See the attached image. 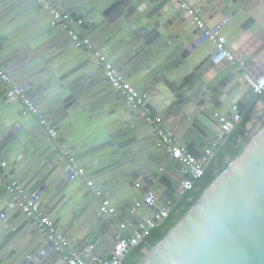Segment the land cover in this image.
<instances>
[{
    "label": "water",
    "instance_id": "1",
    "mask_svg": "<svg viewBox=\"0 0 264 264\" xmlns=\"http://www.w3.org/2000/svg\"><path fill=\"white\" fill-rule=\"evenodd\" d=\"M54 1L84 19L99 53L197 159L220 134L215 114L231 117L235 106L254 95L248 88V94L236 100L243 70L231 61L214 64L215 45L202 36V29L188 31L186 24H176L170 30L188 12L177 0ZM185 1L202 12L208 28L224 34L231 24L228 38L241 28L244 42L263 41L252 55H242L246 70L263 60L264 14H256L255 0H221L223 27L203 12L206 4ZM51 17L46 4L37 0H0V65H8L10 77H20L36 96L35 105L48 126L61 122L63 130L57 129L56 138L63 143L50 137L49 128L26 112L23 102L8 97L0 80V157L7 160L6 171H17L15 179L21 184L28 178L40 195L52 174H65L48 184L57 193L53 208H59L54 213L68 211L60 224L68 225L63 233L90 263L108 258L100 251L103 246L112 250L110 229L130 222L124 235L129 237L147 218L175 202L185 171L171 150L159 145L147 118H140L109 83L104 65L77 47L65 28L52 26ZM73 29L82 35L83 28ZM213 66L222 71H213ZM85 122L99 134L86 135ZM263 144L264 136L233 159L139 264H264ZM151 184L157 194L152 204L146 191ZM104 203L115 213L124 211L127 218L116 217L109 229L110 219L103 220L107 214L101 212ZM16 207L6 185L0 190V264H68L50 242L53 251L39 261L46 241L43 235L34 241L38 229H27L31 235L26 236L23 227L6 225L9 217L2 222ZM27 223L34 226L30 218L21 224Z\"/></svg>",
    "mask_w": 264,
    "mask_h": 264
},
{
    "label": "built area",
    "instance_id": "2",
    "mask_svg": "<svg viewBox=\"0 0 264 264\" xmlns=\"http://www.w3.org/2000/svg\"><path fill=\"white\" fill-rule=\"evenodd\" d=\"M177 1L182 7L187 8L188 13L194 17L197 26L204 31L202 36L214 43L215 48L212 57L214 64H219L224 60L237 64V67L243 70L242 76L244 78V83L253 91V94L263 95L264 65L252 68V71L246 70L242 56H238L230 50L228 38L224 34H220L217 30L208 28L200 12L189 7L185 0ZM37 2L46 4L48 13L52 16V26H61L65 28L72 35V39L77 47L82 48L95 62L104 65L107 70L108 81L114 88L121 91L126 98L128 106L135 109L140 118H147L153 125L155 135L160 141L159 145L166 146L172 152L171 157L178 159V161L184 165L183 169L185 171V176L176 190L175 202L167 203L154 217L147 218L146 222L140 224L129 237H125L123 232L128 225L130 226V222L129 224H120L119 229L116 230L114 245L108 258H94L89 263V261L82 257L81 253L73 249L66 235L58 228L49 214L44 210L41 205L39 191L27 192L22 184L6 171V163H1L2 172L6 178L5 181L10 190L14 193L15 202L20 211L33 221L34 226L38 229L40 234L43 235L48 242L52 243L54 250L60 251L63 254L68 264H123L128 253L145 242L151 235L152 230L163 224L169 218L176 204L189 192L195 189L197 181L205 175L206 168L214 159L216 153L226 143L229 136L242 121L243 113L238 106L234 107L236 113L231 115V117L220 116L216 113L215 117L220 125V134L212 141L210 147L204 151L202 158L197 159L189 155L171 129L162 125L161 120L151 114L150 109L146 105L145 98L140 96L136 88L127 82L123 73L106 61V58L99 53L89 37L74 31L73 26L78 25L81 27L84 25V19L70 15L61 4L54 0H37ZM0 80L6 86L7 96L10 98L16 97L23 102L26 112L35 115L42 125L49 128L48 132L50 137L56 139L58 145H62L63 141L56 138L58 130L54 126L52 128L48 126V120L35 105V101L31 97L28 88L23 84L15 82L8 74L7 69L2 65H0ZM156 198L157 194L150 190L147 195V201L152 204ZM101 212L112 216L115 214V209L108 207L107 204L104 203L101 207Z\"/></svg>",
    "mask_w": 264,
    "mask_h": 264
},
{
    "label": "crops",
    "instance_id": "3",
    "mask_svg": "<svg viewBox=\"0 0 264 264\" xmlns=\"http://www.w3.org/2000/svg\"><path fill=\"white\" fill-rule=\"evenodd\" d=\"M254 5H255V8L254 10H256V14L257 15H260V14H264V12H262V10L264 9L263 7V3L264 1L262 0H255L254 1ZM194 4L195 5H198V4H206V7L204 9V13H206V15L211 19L212 22L214 23H218V22H221L222 21V13H221V6L223 7V3L221 0H194ZM190 7V6H189ZM166 8V6L164 7ZM167 8H170V7H167ZM167 10V9H166ZM188 11V10H187ZM261 11V12H260ZM166 13V11H165ZM202 12H200L201 14ZM252 15H253V12H252ZM254 17H255V14H254ZM256 19H258L257 17H255ZM226 20V19H225ZM176 24H179V26H182L183 24H186V29L189 31L190 29L192 30H195V28H197V23L194 19V17L192 15H190L188 12H186L185 14L182 15V17L180 19H178V21L171 25L170 27V30L171 31H174L175 28H177ZM223 24H226L225 21L221 22L218 24L219 27H223ZM233 25L231 24H228V27H226L227 31H225L224 35L228 38V35H227V32L229 30H231ZM81 28H83V33L82 35H85L87 37L90 38V35L86 26L85 25H82ZM234 29V28H233ZM244 35H245V32L241 29V28H238L237 30L234 31L233 35H231L229 38H228V45H229V48L231 51H233L236 55L238 56H242L244 54H246V56H250L252 55L256 50H258V48L263 44V41L259 38V40H257V42H252V41H248V42H244ZM205 48H208L209 49V46L208 44H205ZM263 60H264V57H263ZM262 60V61H263ZM258 62V63H255L254 66L252 68H255V67H261L262 65L261 62ZM2 66H4L6 69L9 70V66L6 65V64H2ZM214 68L213 71H222L221 68H216L215 66H213ZM252 68L249 70V71H252ZM11 78L21 84L22 82V79L20 77H16L14 75L11 76ZM110 83V82H109ZM114 88V87H113ZM31 94V93H30ZM246 94H248V86H243L242 87V91L241 92H238V97L236 100H239L240 98H244V96H246ZM31 97L36 100V96L32 95L31 94ZM261 99H264V94L263 95H253L246 104H244L243 106L242 105H237L243 115H246L247 111H249V109H251L252 111L250 112V117L251 115L255 112L256 115L259 114V112L261 111L262 108H264V101L261 100ZM233 110V109H232ZM232 110H229L228 113H230ZM253 120L252 117L251 119L249 120L250 122L246 124V129L247 131L249 130L250 126H251V123H253ZM252 121V122H251ZM53 126L58 129L59 131H62L63 129H60V125H61V122L56 120L54 121L53 123ZM253 125V124H252ZM89 131L86 135L88 136H91V135H97L99 134L100 131H96L95 129L93 128H90V123L89 122H85L84 126L82 127V131ZM104 130V129H103ZM105 132V130H104ZM248 134V133H247ZM241 140L243 141V137H239L238 139V143L240 144L241 143ZM1 156V155H0ZM4 160V161H3ZM2 160V157H0V165L2 162H7L6 159H3ZM0 170L2 171V167L0 166ZM8 171H10V173L12 174V176L15 178V176H17V171H11L9 168H8ZM63 175L65 176L64 173H60L58 176L57 174L55 173L54 175L52 174L51 175V180L48 179L46 181V184L47 186L42 190V193H41V197H40V201H41V205L42 207L44 208V210L49 214V216L52 218V220L55 222V224L58 226V228L62 231V232H66L65 230H68V225L66 227V225L64 227H61V222L63 221L64 217H66V214H68V211H66L64 213V215H55V210L59 208V206H57L56 208H53L54 204L55 203V196L57 195L56 192L53 191V189H48L50 182H54L57 179H59L60 177L63 178ZM6 178L3 174V172H0V190L1 191H5V188H6V182H5ZM28 181V178H25L24 181H22V186L25 188V190L27 192H34L36 191V187L37 185H33V182H29L27 183ZM149 188L146 189V191H150L151 188H153V184H151L150 186H148ZM69 210V209H68ZM116 211H117V208H116ZM124 214V216H123ZM118 216H122L123 220H125L127 218V215L124 213V211H117V213H115L114 215L112 216H109V215H104L103 216V220L109 218L110 219V222L109 224L107 225H110V226H107L109 229L112 228L114 226V224L116 223V217ZM9 217L8 219V222H6V225L8 226H17V227H23V230L27 231H31L32 229H36L35 226H32L30 224H26V225H22L21 223L23 221H25V219H27V217L25 215L22 214V212L20 211L19 207H16L13 209L12 213L10 215H5L4 217H2V222L4 220H6L7 218ZM56 218H58L56 220ZM17 222V224H16ZM125 222V221H124ZM108 223V222H107ZM126 224H129V222H126ZM119 226H120V223L118 224L117 228L115 230L110 229V231L112 232L111 234H114V237L113 239H111V241H109L110 243L114 240H115V234H116V230L119 229ZM28 229V230H27ZM127 230H130V226L128 225L127 228L125 229V231L123 232V234L125 235ZM69 234L70 231H67ZM40 232L37 231V236H34L33 239H35L34 241H36L37 239H40L41 237V234H39ZM66 234V233H65ZM31 235V233H27L26 236H29ZM45 239V238H44ZM46 241V244L42 247V251H41V256L39 257V261L41 260L42 256L44 257L45 255L51 253L53 251V248L51 246V244H49V242L45 239ZM107 245V244H106ZM102 250L100 251L101 253H103L104 255L108 254V256L110 255V252H109V249L106 247V246H103L101 248Z\"/></svg>",
    "mask_w": 264,
    "mask_h": 264
},
{
    "label": "trees",
    "instance_id": "4",
    "mask_svg": "<svg viewBox=\"0 0 264 264\" xmlns=\"http://www.w3.org/2000/svg\"><path fill=\"white\" fill-rule=\"evenodd\" d=\"M250 112L251 109L246 113V115H243L242 121L239 123L237 128L234 130V132L229 136L226 143L220 148V150L216 153L214 159L211 161V163L208 165L205 171V175L197 181L196 187L194 190L189 192L183 199L179 201L176 205V208H180L179 214L185 213V211L192 206L193 200L191 202H187V198H195L194 200L198 199V196H200L201 193L206 189V187L211 183V181L215 178L216 172L221 171L226 168L227 164V158L234 159L241 151H240V144L238 143L239 137H243V139L246 138V135L248 133L246 129V124L250 120ZM198 190V191H197ZM177 211V210H176ZM177 214L172 213L163 224L158 226L157 228L152 230L151 235L147 238L145 242L140 244L138 247L132 249L126 258L124 259L123 264H131V257H137L138 255L140 259L144 256L143 253L140 251L142 250V247L144 245L146 246H154L161 238H163L172 228L175 221L173 219L178 217H175ZM139 257H137L136 261L133 264H137Z\"/></svg>",
    "mask_w": 264,
    "mask_h": 264
},
{
    "label": "rangeland",
    "instance_id": "5",
    "mask_svg": "<svg viewBox=\"0 0 264 264\" xmlns=\"http://www.w3.org/2000/svg\"><path fill=\"white\" fill-rule=\"evenodd\" d=\"M261 100H263L264 101V99H261ZM250 110V109H249ZM252 111V110H251ZM248 112V111H247ZM251 117H252V119H254L253 120V123H251V126H250V128H249V130H248V134L246 135V138L242 141L241 140V143H240V153L234 158V159H236L238 156H241L240 154L241 153H243L247 148H249L250 146H255L256 144H258V142L260 143V140L262 139V137L264 136V108H262L261 109V111L259 112V114L258 115H256V113L254 112L252 115H251ZM251 117H250V119H251ZM250 121H248V123H249ZM252 122V121H251ZM253 124V125H252ZM245 149V150H244ZM244 150V151H243ZM231 161H232V159H230V158H227V161H226V164H227V166H226V168L225 169H223V170H221V171H218V172H216V176H215V178L217 177V176H219L223 171H225L228 167H229V165H230V163H231ZM214 178V179H215ZM213 179V180H214ZM212 180V181H213ZM211 181V182H212ZM207 188V187H206ZM198 191V190H197ZM204 192V191H203ZM201 194H203V193H201ZM200 194V195H201ZM200 196H198V198H199ZM186 198V197H185ZM184 198V199H185ZM184 199H182V200H184ZM195 198H191V197H189V198H187V202H191L192 200H193V204H195L196 203V201L197 200H194ZM192 204V205H193ZM176 207H177V205H176ZM175 207V209L173 210V212L172 213H175V214H177L175 217H178V219L176 218H174L173 219V221H175V223H174V225L172 226V227H174L185 215H186V213H187V211L189 210V208L191 207H189L186 211H185V213H183V214H179V212H180V208L178 209V208H176ZM177 210V211H176ZM171 213V214H172ZM170 218V217H169ZM162 239V238H161ZM157 245V243L154 245V246H156ZM154 246H146V245H144L143 247H142V250L140 251L141 253H143L144 254V256L142 257V258H144V257H146V254L149 252V251H152V247H154ZM137 257H139L138 255H136ZM137 257H131V264H133L135 261H136V259H137ZM141 258V259H142ZM141 259H140V257H139V260H138V262H137V264H139L140 263V261H141Z\"/></svg>",
    "mask_w": 264,
    "mask_h": 264
},
{
    "label": "bare ground",
    "instance_id": "6",
    "mask_svg": "<svg viewBox=\"0 0 264 264\" xmlns=\"http://www.w3.org/2000/svg\"><path fill=\"white\" fill-rule=\"evenodd\" d=\"M262 54H263L262 56H264V51L262 52ZM259 59H260V58H259ZM251 68H252V67H251ZM243 86H246V84L244 83V81H243ZM263 145H264V144H263ZM263 145H262V146H263Z\"/></svg>",
    "mask_w": 264,
    "mask_h": 264
},
{
    "label": "flooded vegetation",
    "instance_id": "7",
    "mask_svg": "<svg viewBox=\"0 0 264 264\" xmlns=\"http://www.w3.org/2000/svg\"><path fill=\"white\" fill-rule=\"evenodd\" d=\"M1 166V165H0ZM0 172H2L1 170H0ZM10 174V173H9ZM6 182V181H5ZM7 184V183H6ZM8 186V185H7ZM4 191V190H3Z\"/></svg>",
    "mask_w": 264,
    "mask_h": 264
}]
</instances>
